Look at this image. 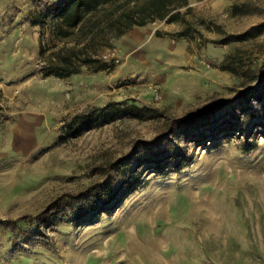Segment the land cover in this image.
<instances>
[{"label":"rangeland","instance_id":"1","mask_svg":"<svg viewBox=\"0 0 264 264\" xmlns=\"http://www.w3.org/2000/svg\"><path fill=\"white\" fill-rule=\"evenodd\" d=\"M53 1L0 0V264H264V0L65 37ZM72 49L107 66L44 74Z\"/></svg>","mask_w":264,"mask_h":264},{"label":"trees","instance_id":"2","mask_svg":"<svg viewBox=\"0 0 264 264\" xmlns=\"http://www.w3.org/2000/svg\"><path fill=\"white\" fill-rule=\"evenodd\" d=\"M114 0H54L50 5L49 12L53 21L54 31L60 37L69 34L70 29L79 27L87 17L96 12L101 6L113 2ZM185 7L186 11H181ZM190 9L188 0H136L134 3L119 8L115 14L108 13L105 18V26L108 30L113 31L114 35H120L134 25H145L155 19H165L168 22L181 21L189 23L186 19V12ZM101 27V29H104ZM258 27L252 26L249 29L232 34V38H223L224 42L229 39H246L254 35ZM186 26L181 30L179 35H189L191 33ZM56 57L49 66L44 68L45 75H55L58 77H67L73 73H78L82 66L97 71L104 69L107 65L103 60L93 56L89 52L80 54L77 51L69 50L65 53L56 52ZM222 66L231 71H235L232 64L223 62ZM128 112L140 119L162 117L166 125V131L172 130L174 121L180 126L189 124L191 118L175 117L169 120V116L164 110L153 106H138L130 104L126 108ZM76 121L85 122V113L76 115Z\"/></svg>","mask_w":264,"mask_h":264}]
</instances>
